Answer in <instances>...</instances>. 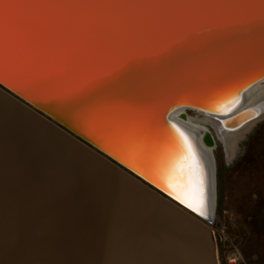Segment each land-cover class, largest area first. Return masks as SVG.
Instances as JSON below:
<instances>
[{"label":"water","instance_id":"1","mask_svg":"<svg viewBox=\"0 0 264 264\" xmlns=\"http://www.w3.org/2000/svg\"><path fill=\"white\" fill-rule=\"evenodd\" d=\"M262 78L264 0H0V264H220L212 222L105 147L148 170L172 110Z\"/></svg>","mask_w":264,"mask_h":264},{"label":"rangeland","instance_id":"2","mask_svg":"<svg viewBox=\"0 0 264 264\" xmlns=\"http://www.w3.org/2000/svg\"><path fill=\"white\" fill-rule=\"evenodd\" d=\"M186 115L207 128L216 143L217 197L210 226L220 264H264V116L249 123L230 157L201 113L187 109Z\"/></svg>","mask_w":264,"mask_h":264},{"label":"bare ground","instance_id":"3","mask_svg":"<svg viewBox=\"0 0 264 264\" xmlns=\"http://www.w3.org/2000/svg\"><path fill=\"white\" fill-rule=\"evenodd\" d=\"M242 97L243 98L240 102L227 108V111L225 112L219 110H206L192 106H180L172 110L169 115L170 119L177 125L180 131L187 136L188 141L192 145L196 154V158H200L198 163L199 169L203 175L206 197V207L202 209V211L206 212V215L202 216L210 222L214 221L217 197L216 164L213 152L216 143L212 133H204V130H209L204 126L199 125V122L195 123L196 120L194 121V118L187 116L186 111L187 109H195L204 116L201 121L209 123L215 128L218 134L217 136H219V139L225 144L226 152L231 157L235 150L236 141L246 130L249 123L264 116V78L250 85L244 91ZM197 120L200 121L199 119ZM178 145L179 140H177L175 136L172 139L166 138L159 154L161 156L159 165L155 166L154 164V166L148 170H145L144 168L140 169L133 164L131 165V162L127 160L128 156L123 151L119 152L115 149L111 150L109 147H105V149L119 160L133 166L134 169L141 173L145 178L176 199V193L171 192L164 182L161 168L164 162L165 153L170 150H176ZM140 157L145 161H149L150 154L149 152H142V156ZM178 201L181 202V200ZM189 209L201 215V213L196 211L195 208Z\"/></svg>","mask_w":264,"mask_h":264},{"label":"snow or ice","instance_id":"4","mask_svg":"<svg viewBox=\"0 0 264 264\" xmlns=\"http://www.w3.org/2000/svg\"><path fill=\"white\" fill-rule=\"evenodd\" d=\"M175 131L179 145L176 150L165 153L161 168L164 182L171 192L176 193V199L206 215L202 211L206 207L204 180L196 154L187 136L178 128Z\"/></svg>","mask_w":264,"mask_h":264}]
</instances>
